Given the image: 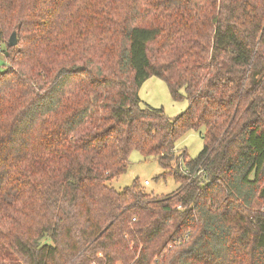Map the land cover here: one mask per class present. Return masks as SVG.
<instances>
[{
  "label": "trees",
  "instance_id": "16d2710c",
  "mask_svg": "<svg viewBox=\"0 0 264 264\" xmlns=\"http://www.w3.org/2000/svg\"><path fill=\"white\" fill-rule=\"evenodd\" d=\"M0 43V264H264V0H0ZM132 151L178 188L110 186Z\"/></svg>",
  "mask_w": 264,
  "mask_h": 264
},
{
  "label": "rangeland",
  "instance_id": "374dc122",
  "mask_svg": "<svg viewBox=\"0 0 264 264\" xmlns=\"http://www.w3.org/2000/svg\"><path fill=\"white\" fill-rule=\"evenodd\" d=\"M6 46L0 43V69L6 64L2 52ZM181 94V100H173L163 81L157 77H150L139 88L138 96L141 106L162 109L164 114L169 118H175L181 115L188 107L184 92ZM203 148V140L200 138V131H189L180 139L175 141L176 154L186 151L188 159L195 158ZM163 169L153 158H144L137 151H132L128 157V167L125 173L118 178L108 182L115 190L121 191L129 187L133 182H137L147 194L167 195L175 191L179 183L176 182L172 175L159 178ZM46 240H43L45 242Z\"/></svg>",
  "mask_w": 264,
  "mask_h": 264
},
{
  "label": "water",
  "instance_id": "95a60500",
  "mask_svg": "<svg viewBox=\"0 0 264 264\" xmlns=\"http://www.w3.org/2000/svg\"><path fill=\"white\" fill-rule=\"evenodd\" d=\"M16 44H17L16 35H15V33H12L10 38H9L8 45L10 47H14Z\"/></svg>",
  "mask_w": 264,
  "mask_h": 264
},
{
  "label": "built area",
  "instance_id": "2783aa9c",
  "mask_svg": "<svg viewBox=\"0 0 264 264\" xmlns=\"http://www.w3.org/2000/svg\"><path fill=\"white\" fill-rule=\"evenodd\" d=\"M183 173H184V174H186V172H185V171H183Z\"/></svg>",
  "mask_w": 264,
  "mask_h": 264
}]
</instances>
